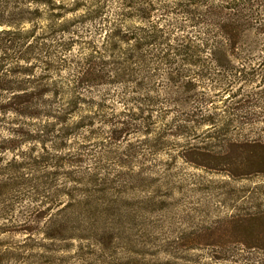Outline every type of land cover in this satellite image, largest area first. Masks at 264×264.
Returning <instances> with one entry per match:
<instances>
[{
	"label": "rangeland",
	"instance_id": "obj_1",
	"mask_svg": "<svg viewBox=\"0 0 264 264\" xmlns=\"http://www.w3.org/2000/svg\"><path fill=\"white\" fill-rule=\"evenodd\" d=\"M19 1L36 14L9 16ZM187 1L0 0L11 45L34 49L0 76L42 91H0V264H264L232 221L264 212V169L233 166L264 143V6L241 50L195 54L184 11L214 0ZM150 24L133 57L123 35Z\"/></svg>",
	"mask_w": 264,
	"mask_h": 264
},
{
	"label": "trees",
	"instance_id": "obj_2",
	"mask_svg": "<svg viewBox=\"0 0 264 264\" xmlns=\"http://www.w3.org/2000/svg\"><path fill=\"white\" fill-rule=\"evenodd\" d=\"M198 1H204V0H188V5L195 7L203 4L197 5L196 2ZM35 3H43V4H49L51 0H34ZM264 6V0H214L207 3L206 7L196 12L195 9H189L185 10L184 12L188 13L187 19L188 23L186 26L191 27L196 32L195 39H189V36L186 39V44H184L185 50L187 51H195V54H200L208 50L210 53H218L219 51H234V50H241L240 48V35L241 30L248 26V24H251L250 20L255 19L254 10H252V6ZM26 2L19 1L16 2V6L13 7V10L16 9V11L8 15L9 16H15V15H26L28 14H36L37 9H31L29 7H26ZM16 7H19L17 9ZM58 7V6H56ZM59 8V7H58ZM149 9L146 8L145 12H142V16H144V13L148 14ZM98 12V11H96ZM100 12V11H99ZM245 12L248 14H245ZM245 16H244V14ZM7 16V13H5L4 10H0V37H3L2 40L4 42H9L8 46L3 45L2 51H4L2 54L3 56L0 57V71L5 70L7 72H10V69H3L5 66V61L11 59L12 51L16 53L17 50H23L25 52H33V47L20 44L19 49L15 50L14 46L11 45V42L15 40V35H17V32L19 31V23H11L10 21L4 19ZM56 17L58 15H55ZM245 17V18H244ZM143 18V17H141ZM205 19V20H203ZM254 23V22H253ZM263 24V23H262ZM261 25V24H260ZM19 28V29H18ZM139 28V27H138ZM138 31L142 30L145 27H140ZM148 28H151L148 32L143 33H136L134 31H127L126 33L129 35H123V40L126 42L130 41L133 48H138L133 50L134 54H132L133 57L139 55H142V49L144 45L147 43H150V41H155L157 37V33L160 32L159 29L154 25L150 24ZM108 28L107 30H109ZM107 30H105V34H107ZM112 30V29H111ZM113 31V30H112ZM32 32V30L30 31ZM114 32V31H113ZM30 34L25 31V38L28 37ZM111 35V31H108L107 37ZM149 39V40H148ZM129 43V42H128ZM24 45V47H23ZM228 53L230 54V52ZM13 54V55H15ZM194 53L188 54L185 52V56L187 59L188 64L196 65L197 62L194 57ZM232 54V53H231ZM17 60H22L23 57H16ZM36 59V57H35ZM193 62V63H192ZM16 63V62H15ZM13 71V70H12ZM91 72V71H90ZM15 73V72H14ZM17 73H20V71H17ZM12 80L7 79L4 76H0V91H6L11 92V90L18 92L17 95L13 94L11 99H41L42 98V91L35 93V90L29 89V87L23 88L22 85H13ZM30 90V91H29ZM9 105L11 107L14 106H20L24 105L25 107L28 105V101L26 103H23L22 101H11L9 102ZM12 110H16L17 113H21L16 109L15 107ZM26 112V111H22ZM31 116V115H30ZM17 133V132H16ZM14 134V133H13ZM247 148L250 149V154L248 156L242 155V159L239 158V161L234 163L233 166L235 168H242V170L246 168H250L251 170L255 167L259 168L261 167L264 169V143H258V142H250L246 143ZM195 148V147H194ZM192 146L187 147L184 150V153L188 151V154L191 155V162L196 164L197 166H203L201 162H195L198 154L206 156L205 152H201L203 150L196 147L194 149ZM207 149V148H206ZM259 152L260 156L257 154ZM211 154V153H210ZM259 156V159L262 157L263 161L255 162L250 160L253 156ZM189 161L190 159L187 158ZM193 160V161H192ZM249 161H252L251 163H248ZM204 167V166H203ZM248 217H243L241 215H236L234 219L232 218V221L235 222L234 228L238 231V234L242 235L243 238H248L247 242H244L243 247H246L247 249H256V250H262L264 251V235H257L256 231V225L264 220V212L262 214H257L253 212V214H248ZM257 236L259 239H261L262 245H258L256 243L259 240L252 239V237ZM253 243H252V241ZM224 250V249H223ZM225 251V250H224Z\"/></svg>",
	"mask_w": 264,
	"mask_h": 264
}]
</instances>
